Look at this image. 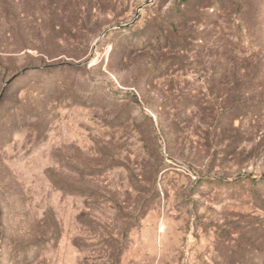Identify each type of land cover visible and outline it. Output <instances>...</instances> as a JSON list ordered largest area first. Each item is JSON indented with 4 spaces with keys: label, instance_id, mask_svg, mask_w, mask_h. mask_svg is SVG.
<instances>
[{
    "label": "rangeland",
    "instance_id": "374dc122",
    "mask_svg": "<svg viewBox=\"0 0 264 264\" xmlns=\"http://www.w3.org/2000/svg\"><path fill=\"white\" fill-rule=\"evenodd\" d=\"M0 264H264V0H0Z\"/></svg>",
    "mask_w": 264,
    "mask_h": 264
},
{
    "label": "water",
    "instance_id": "95a60500",
    "mask_svg": "<svg viewBox=\"0 0 264 264\" xmlns=\"http://www.w3.org/2000/svg\"><path fill=\"white\" fill-rule=\"evenodd\" d=\"M139 10V9H138Z\"/></svg>",
    "mask_w": 264,
    "mask_h": 264
}]
</instances>
